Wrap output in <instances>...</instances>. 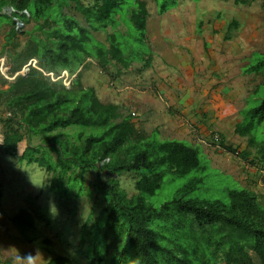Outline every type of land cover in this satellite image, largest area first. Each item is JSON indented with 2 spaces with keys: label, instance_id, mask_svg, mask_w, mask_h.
Instances as JSON below:
<instances>
[{
  "label": "trees",
  "instance_id": "16d2710c",
  "mask_svg": "<svg viewBox=\"0 0 264 264\" xmlns=\"http://www.w3.org/2000/svg\"><path fill=\"white\" fill-rule=\"evenodd\" d=\"M157 2L163 14L178 1ZM4 6L12 7V14L25 23L31 18L43 20L26 31L30 37L22 47L16 26L19 19L11 18L13 25L5 36L3 52L10 66L9 76L13 77L11 80L3 77V84L8 87L0 89V105L9 113H0L2 148L6 153L15 154L19 142L29 136V145L20 159L53 172L54 189L63 190L65 184L75 186L82 181L73 176L78 170L82 176L95 169L98 176L93 188L107 200L97 221L100 223L106 216L99 234L105 241L113 233L114 240L122 238L117 245H122L118 252L120 264H128L130 255L136 257L137 264H264V204L253 190L231 189L229 203L186 198L203 181L196 176L161 206L149 203L147 196L162 187L166 174L181 177L204 170L199 149L181 139L139 137L131 112L126 113L119 104L101 101L93 87L82 86V70L93 60L101 71L115 67L118 74L122 72L118 65L127 69L133 59H142L145 54L148 57L144 60L149 65L151 52L136 50L128 43L123 47L124 38L121 40L118 33L126 36L128 31L107 33L108 44L94 36V32L106 31L108 26L117 27L122 20L127 27L129 23L135 27L136 41L144 44L149 17L146 1L94 0L85 4L82 0H0V14ZM67 7L81 13L85 23L65 12ZM238 25L237 20L228 25L227 39L232 38V30ZM128 50L131 53L126 54ZM34 59L38 67L30 64ZM28 65L26 75H16ZM263 66L264 60L250 66L248 71H258ZM64 71L74 76L70 87L64 82ZM263 120L264 99L256 107L243 110V120L236 125L235 132L248 136L250 144L258 142L257 159L264 173V139L257 141L253 134ZM74 125L84 129L65 131ZM33 135L39 136L42 143H33ZM217 142L234 155H248L223 141ZM49 149L58 152L57 162L52 161ZM143 170L145 174L139 173L136 182L138 193L133 196H128L119 179L113 176ZM105 171L107 179L101 177ZM2 185L0 180V189ZM41 217L40 213L21 208L11 222L32 240L28 233L35 232L36 220ZM86 231L87 225L84 234ZM101 260L94 255L86 264H100ZM43 264L79 263L67 255L56 254Z\"/></svg>",
  "mask_w": 264,
  "mask_h": 264
},
{
  "label": "rangeland",
  "instance_id": "374dc122",
  "mask_svg": "<svg viewBox=\"0 0 264 264\" xmlns=\"http://www.w3.org/2000/svg\"><path fill=\"white\" fill-rule=\"evenodd\" d=\"M82 1L87 4L94 0ZM144 1L149 10L144 44L136 41L135 27L131 23L127 27L122 20L117 27L108 26L106 31L94 32V36L108 44L107 33L128 31L126 36L118 33L121 40L124 38L123 47L128 43L136 50L151 52L149 65L144 60L148 57L145 54L142 59H133L127 69L118 65L122 69L118 74L115 67L101 71L96 61L90 60L89 67L82 70L81 83L84 88L93 87L101 101L119 104L126 113L131 112L139 137L181 139L199 149L204 170L181 177L166 174L162 187L147 196L148 202L159 207L193 177L200 176L203 181L186 198L219 199L229 203L231 189L246 187L264 204V173L257 159L258 142L250 144L248 136L235 132L236 125L243 120V110L256 107L264 99V66L258 71H248L250 66L264 60L263 0L249 3L176 0L177 5L163 14L159 12L157 0ZM67 11L85 23L81 13L68 7ZM12 12V7L4 6L0 14V89L8 87L3 84V77L13 78L9 76L10 66L3 52L5 36L13 25L11 18L21 21L16 25L20 30L21 47L30 37L26 31L34 29L37 22H43L31 18L25 23ZM233 20L239 25L232 30V38L227 39L228 25ZM129 53L128 50L126 54ZM30 64L38 67L36 59ZM63 75L70 87L74 76H69L67 71ZM0 113L9 114L1 105ZM78 128L84 129L74 125L65 131L74 133ZM253 134L257 141L264 139V120ZM3 140L0 122V180L3 184L0 189V264H29V258L33 264H43L56 254L67 255L79 264H86L94 255L102 258L100 264H120L118 252L122 245H117L122 238L114 240L113 233L105 241L99 234L106 216L100 223L97 221L107 200L93 188L98 172L90 169L81 176L78 170L73 176L82 181H77L75 186L65 184L63 190L54 189L53 172L38 163L20 159L29 145V136L19 142L13 155L3 150ZM219 140L248 155L228 152L219 145ZM31 141L42 143V139L34 135ZM48 152L54 163L59 160L56 150ZM139 173L143 175L145 171H125L113 176L119 179L128 196H133L138 193ZM101 177L107 179V171L102 172ZM21 208L43 216L37 218L35 232L28 233L32 240L11 222V217ZM85 225L87 233L84 234ZM128 264H137L136 257L130 255Z\"/></svg>",
  "mask_w": 264,
  "mask_h": 264
},
{
  "label": "water",
  "instance_id": "95a60500",
  "mask_svg": "<svg viewBox=\"0 0 264 264\" xmlns=\"http://www.w3.org/2000/svg\"><path fill=\"white\" fill-rule=\"evenodd\" d=\"M29 65H30V64H29ZM29 65L26 66L25 69H23V71H20V72L16 73V75H17V74L26 75L27 72L29 71Z\"/></svg>",
  "mask_w": 264,
  "mask_h": 264
},
{
  "label": "clouds",
  "instance_id": "9594fccd",
  "mask_svg": "<svg viewBox=\"0 0 264 264\" xmlns=\"http://www.w3.org/2000/svg\"><path fill=\"white\" fill-rule=\"evenodd\" d=\"M44 190V189H41ZM29 264H33V261L31 260V258H29Z\"/></svg>",
  "mask_w": 264,
  "mask_h": 264
}]
</instances>
